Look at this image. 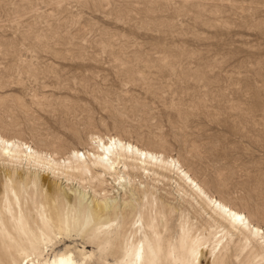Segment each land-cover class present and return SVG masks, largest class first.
Returning a JSON list of instances; mask_svg holds the SVG:
<instances>
[{
	"label": "rangeland",
	"instance_id": "obj_1",
	"mask_svg": "<svg viewBox=\"0 0 264 264\" xmlns=\"http://www.w3.org/2000/svg\"><path fill=\"white\" fill-rule=\"evenodd\" d=\"M0 132L62 160L93 134L116 135L179 160L264 229V0H0ZM40 176L37 188L20 171L23 191H12L0 166V249L12 241L16 254L23 232L61 233L54 251L84 245L111 262L140 253L169 264H264V249L243 236L220 243L169 181L138 179L126 195L116 186V205L130 207L103 223L80 210L98 183ZM159 195L167 202H153ZM40 197L50 202L43 218L32 206Z\"/></svg>",
	"mask_w": 264,
	"mask_h": 264
},
{
	"label": "bare ground",
	"instance_id": "obj_2",
	"mask_svg": "<svg viewBox=\"0 0 264 264\" xmlns=\"http://www.w3.org/2000/svg\"><path fill=\"white\" fill-rule=\"evenodd\" d=\"M89 142L90 148L74 149L69 157L62 160L60 157L58 159L54 153L41 151L26 142L17 138H9L0 132V166L8 173L11 183L17 185V188L12 187V191L15 189L19 192L23 191L22 186L16 182V174L20 171L27 173L25 183L37 188L40 187L42 172L69 183H78L79 186L83 182L98 183L101 193L93 189L90 204H86L80 210L88 218L93 215L102 219L103 223L121 221L124 211L130 207L128 199L125 198L122 199V205L119 207L116 205L117 200L111 196L116 186L118 190L122 187L126 191L127 186H133L138 179L139 181L143 178L157 179L160 183L169 181L173 184V191L182 204L185 202L195 207L197 214L205 219L206 225L222 235L220 243L224 239L232 240L238 234L264 249V229L252 222L244 212L211 194L179 160L166 157L161 152L142 148L116 135L105 137L93 134ZM109 187L111 190L108 189ZM85 191L80 190L79 194L81 193L82 198L87 199L89 196H86ZM14 193L17 198V192ZM65 194L69 196L67 191ZM155 201L163 204L167 202V199L159 195L153 202ZM32 206L35 207L34 211L43 218L50 207V202L43 197L35 198L32 200ZM63 206L66 213H75L67 220L70 224L76 225L79 216L74 207L68 203H64ZM120 212L121 216H119ZM13 230L19 231L15 226ZM60 234L56 237L43 234L37 239L33 236V232L32 236L29 232L27 234L23 232V236L20 237L22 244L18 247L19 251L16 254L14 251L17 243L12 241H9L5 248L0 249L1 260H3L0 264H144L146 261L147 264H169L159 263L153 257L144 261L140 253L131 254L123 263L111 262L103 255L97 258L95 253L88 252L84 245L77 247L74 252L69 251L68 248L62 252L54 251L55 241L59 239ZM88 238L82 242L87 244ZM3 240L4 238L1 237L0 242ZM189 240L193 246L197 244L191 238ZM102 245L106 252H114L109 244L103 243L99 246Z\"/></svg>",
	"mask_w": 264,
	"mask_h": 264
}]
</instances>
